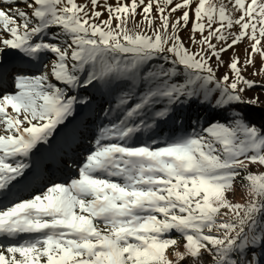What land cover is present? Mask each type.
<instances>
[{"label": "snow or ice", "instance_id": "snow-or-ice-1", "mask_svg": "<svg viewBox=\"0 0 264 264\" xmlns=\"http://www.w3.org/2000/svg\"><path fill=\"white\" fill-rule=\"evenodd\" d=\"M249 67L264 0H0V264H264ZM82 128L78 177L32 194Z\"/></svg>", "mask_w": 264, "mask_h": 264}, {"label": "rangeland", "instance_id": "rangeland-1", "mask_svg": "<svg viewBox=\"0 0 264 264\" xmlns=\"http://www.w3.org/2000/svg\"><path fill=\"white\" fill-rule=\"evenodd\" d=\"M246 45H247V40H245V42L242 43L238 49L239 54L241 55L242 58H243V54H244V48ZM225 59H227V56L225 57ZM255 60H256V66H257V68H259L260 67V58L257 56L255 58ZM252 71H253V69L251 67H249L248 71L246 73L248 78L257 80L261 83H264V76H255L254 77L252 75ZM255 96H259V100L261 101L260 107H258V108L255 106L246 107L247 111H249V113L251 115H253V117H257V115L260 114L258 111H262L264 113V89H261L260 87H255L252 90L246 91L244 93L245 99H251ZM254 109H256V112L254 111ZM200 110L202 111L203 117L209 116L208 110H206L203 107H201ZM200 110L197 108V105H195V104L192 105L191 111H193L194 113H197ZM85 115H87V113ZM79 119L82 121L83 116L79 117ZM254 120L256 121V118ZM87 124H88V128L92 127V120L89 119L87 121ZM88 128H82V132H83V135H85V134L88 135V133H89V136L87 137V144H88L87 146L90 149L91 146L89 144V140L91 139V136H90V132H89ZM82 136L78 137V139L75 143H63L62 142L61 144L57 145L56 148L53 150L54 154L48 153L46 146H44V145L38 146V149L34 152L32 160L35 161L37 159V157L40 156L42 153L45 154L46 158H45L44 163L42 165L44 180L42 183H40L33 190L32 194H36L40 191H43L44 188L47 186V184H49L53 181L65 182L73 176L78 177L77 169L75 167L69 168L68 164L70 163V160H71V162H74L76 165H79L83 160V156L87 153L86 151L84 152L83 150L78 152L79 148H81L83 145L85 146L83 141L86 139H82L81 138ZM49 164H53V166L50 170L47 171L46 168L48 167ZM251 170L257 171V169L255 167H252ZM259 170L264 171V168H261ZM60 171H61V173H59ZM24 198H30L29 194L25 193ZM232 199L234 202H241L242 201L243 195L239 191V189L237 190L236 194L232 197Z\"/></svg>", "mask_w": 264, "mask_h": 264}, {"label": "trees", "instance_id": "trees-1", "mask_svg": "<svg viewBox=\"0 0 264 264\" xmlns=\"http://www.w3.org/2000/svg\"><path fill=\"white\" fill-rule=\"evenodd\" d=\"M198 108V107H197ZM199 110L201 109V107L200 108H198ZM244 111H245V115H246V118L248 119V120H250L252 123H257V124H260L261 122H264V113L262 112V111H258L260 114H258L257 115V117H253V115H251L250 113H249V111H247V109L246 108H244ZM254 111L256 112V109H254ZM249 113V114H248ZM192 114H193V116H195L196 114H200L202 117H203V115H202V111L200 110V111H198L197 113H194L193 111H192ZM259 116V117H258ZM256 118V121L254 120V119ZM89 136V133H88V135L87 134H85V135H83L81 138L82 139H86V140H84L83 142H84V144H85V146L83 145L81 148H79L78 149V152H80L81 150H83L84 152L86 151H88V144H87V137ZM70 162H71V160H70ZM52 166H53V164H49L48 165V167L46 168L47 169V171L48 170H50L51 168H52ZM59 173H61V171L59 172ZM59 175V174H58Z\"/></svg>", "mask_w": 264, "mask_h": 264}]
</instances>
